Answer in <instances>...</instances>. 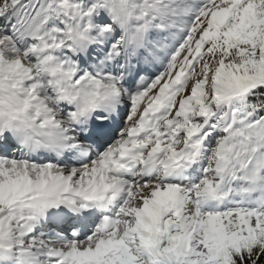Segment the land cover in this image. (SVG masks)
<instances>
[{
    "label": "snow or ice",
    "instance_id": "snow-or-ice-1",
    "mask_svg": "<svg viewBox=\"0 0 264 264\" xmlns=\"http://www.w3.org/2000/svg\"><path fill=\"white\" fill-rule=\"evenodd\" d=\"M0 264H264V0H0Z\"/></svg>",
    "mask_w": 264,
    "mask_h": 264
}]
</instances>
